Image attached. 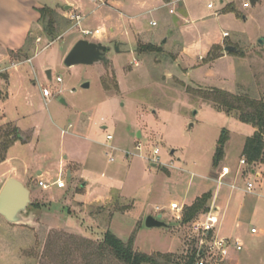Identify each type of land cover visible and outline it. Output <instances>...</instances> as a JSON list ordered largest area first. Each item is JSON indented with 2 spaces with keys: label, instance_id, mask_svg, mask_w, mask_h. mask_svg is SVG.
I'll list each match as a JSON object with an SVG mask.
<instances>
[{
  "label": "rangeland",
  "instance_id": "374dc122",
  "mask_svg": "<svg viewBox=\"0 0 264 264\" xmlns=\"http://www.w3.org/2000/svg\"><path fill=\"white\" fill-rule=\"evenodd\" d=\"M54 1L46 0L48 4ZM120 2L119 10L125 16L161 6L138 21L141 34L135 39L137 53L139 44L145 43L138 39L142 33L159 34L156 38L162 42L175 29L179 41L163 47L160 53L137 56L123 54L126 47L113 42L106 64L68 68L64 65L62 48L73 36L80 34L91 42L99 37L104 43L108 40L105 33L96 36L90 18L86 21L90 22L88 27L93 34L85 36L82 29L73 27L75 14L65 13L70 24L60 21L63 25L56 42L49 46L53 42L43 30L35 31L31 36V56L49 47L32 64L19 68L24 73L23 79L1 86L4 93L12 95L5 113L20 116L24 128L29 125L35 128L25 131L27 142L18 140L10 147L9 155L15 159L0 166V176L14 169L12 175L27 183L33 193L26 214L33 216L30 222L9 224L0 216V264H53L60 249L65 251L69 264H82V254L72 241L100 242L109 230L124 241L136 232V250L144 254L172 253L176 261L184 262L198 249L195 220L203 213L184 224V211L178 218L177 213L165 210L161 212L162 220L168 227L148 228L144 215L153 211L147 204H168L171 200L179 204L186 192L191 199L199 188L212 191L213 198L215 180L225 173L224 165L229 173L220 180L227 186L220 188L217 202L223 219L219 228H223L224 238L241 242L242 250L230 249L222 264H264V164L241 165L246 139L255 128L181 86L184 81L195 88L224 89L264 101V0H257L254 5L251 0H182L183 7L180 3L164 6V1L159 0ZM245 3H249V8L244 7ZM208 4L214 8L209 9ZM226 4L232 5L234 11L222 10ZM101 5L107 6V2ZM170 9L175 14H170ZM81 14L85 17L88 13L83 10ZM152 19L159 23L157 27L149 25ZM168 21L174 22L171 30L167 28ZM184 27L191 30L187 44L199 41L201 45L187 54L186 76L182 75L183 66L173 62L184 44L185 39H180ZM165 31L166 35L160 39ZM225 32L229 38L222 45L221 58L208 61L209 44L221 40ZM229 45L235 48L234 52L225 51ZM46 70L52 71L53 81L48 79ZM57 77L63 82L57 83ZM101 78L106 80L108 92ZM85 83L88 88H83ZM44 87L51 91L49 99L42 96ZM103 124L107 129L102 128ZM107 135L112 140H107ZM223 136L227 139L224 156L214 166ZM74 152L82 160L84 171L98 174L94 194L87 196L84 182H77L76 175L68 178L65 173L71 169L65 156ZM152 162L160 166L152 167ZM171 162L182 167L184 173L172 169V179H168L169 173L162 165ZM60 163H63L60 176L67 182L66 187L43 189L40 181L51 184L60 177ZM40 170L43 175H39ZM112 179L117 181L113 186L122 187L123 193L132 199L124 198L117 190L104 193V185H111ZM248 182L253 184L250 192ZM98 195L110 199L86 204ZM212 202L211 199L210 206ZM240 206H244L242 213L238 210ZM204 260L209 263L208 255Z\"/></svg>",
  "mask_w": 264,
  "mask_h": 264
},
{
  "label": "crops",
  "instance_id": "0c3cea01",
  "mask_svg": "<svg viewBox=\"0 0 264 264\" xmlns=\"http://www.w3.org/2000/svg\"><path fill=\"white\" fill-rule=\"evenodd\" d=\"M100 1H102L104 3L107 2V6H104V5L102 6L101 5L102 2H100ZM162 1L163 0H159V2H162ZM180 1H182V0H171L169 3L164 2V6H166L168 4L169 5L170 4H178V3H180ZM251 2H252V0H251ZM256 2H257V0H253L252 4L254 5ZM180 6L183 7L184 6L183 3L182 4L180 3ZM227 6H228V4H226L224 7H222V10L226 11L225 8ZM43 7H49V8L56 10V12L62 18L61 22L66 23V21H64V19L67 20L68 17L66 15L69 13L75 14L76 16H79L81 18L80 24H75L76 22L73 21L74 22L73 27L78 28V29H82V31L83 30H88V31L90 30L91 31V29L88 27L90 22L86 21L87 18H90L91 20H93L92 23L94 22L93 24L95 26V31H99L98 34L95 33L96 36L99 37L102 35V33H105V37L108 40L107 43H104L102 40L103 38L99 37L98 40H94L93 42H96V43L100 42L107 47H109V45H112L113 42L114 43L119 42L120 44H122L123 47L124 46L126 47L123 54H130V55L134 54L135 56L138 55V53L136 52V45L137 44H135L136 43L135 42L136 35L141 34V30H139L140 29L139 28L140 23H138V21L140 20V18L143 15L161 8V6H154V8L148 10L147 12H142L139 14H135L133 16H131V15L125 16L123 14V12L119 10V8L122 7L120 0L119 1L118 0H98V1H93V0H83V1L82 0H55L54 2H52L50 4H48V2H46V0H0V112L2 113V115L0 116V127L5 126L7 124H12V125L16 126L17 128H19V130L24 135H25L26 130H34L35 127L32 125H29V126H26V128H24L23 126L20 125L21 124L20 116H10L9 113H5L7 102L9 100H11L12 95L9 92L4 93L1 90L2 89L1 86H4V85L10 86L11 81H13L14 79H15V81H19V80L23 79L24 73H22V71H20L19 68L24 66L25 64H28V63L32 64L34 58L40 52H42L43 50H45L49 46H52L56 42V41L55 42L51 41L53 43H51L45 49L39 51L35 56H33V57L31 56L29 59H24L22 62H17L16 60H13L9 55V51H18V50L24 48L26 45L27 39L29 37H31L35 31H37L39 33L42 32V30H43L42 25L39 22L41 15H40L38 10L43 8ZM62 9H64V13L62 12ZM83 10L87 11V13H88L87 16H85V17L82 16V14H81L83 12ZM170 11H173V14H175L173 9H170ZM65 13H67V14H65ZM170 14H172V13L170 12ZM126 17H128V18H126ZM61 22H60V27L63 25V24H61ZM151 22H156V20L155 19L150 20L148 22L149 25H151L150 24ZM166 23H167L166 25H167L168 30H171V27L173 26L174 22L168 21ZM158 25H159V23H157V26ZM157 26H152V27H157ZM62 31L63 32H61V33H64V30H62ZM71 31H69V33ZM166 32L167 31H165L164 34H162L160 36V39L166 35ZM189 32H191V30H188V28H186V27H184L183 30H180V39H185V40H184V44L182 46H180L178 54L175 56L174 61H173L176 66H179V65L183 66V67H181L183 70V74H182L183 76L188 75V72H189V68L187 67V64H188L187 63V60H188L187 54L193 48L194 49H197V48L200 49L201 48L199 41L194 42V43L191 42L189 45L187 44V43H189L187 41V35H189ZM224 34H223V38L221 40H218L216 42H212L211 44H209V48H208L209 52L214 45H219L222 47L223 43L225 41H227V39L229 38V35L227 37H225ZM158 35L159 34H153L152 33V35H148V34L142 33L141 37L138 39L141 41L142 40L145 41V43H143V44L151 43L154 45H160L162 47V51H164L163 47H166L170 43L175 42L177 40L179 41V38L176 37L175 29L170 33V35L168 37L164 38V40L166 42H164V40L162 42L160 40H158V38H156V36H158ZM80 39H83V37L79 34L77 36H73L71 40H69L68 42L65 43L64 47L62 48V49H65V51L63 52V59H65V57L70 52V50L73 48L75 43L77 41H79ZM229 46L232 47V45H229ZM109 48H111V47H109ZM115 48L118 49V51H117L118 53H121L120 49L118 47H115ZM208 49L206 48V52ZM106 56H107V54H106ZM200 59L203 60L202 55L200 56ZM104 64H106V63H104ZM32 69L34 71V67H32ZM46 69H48V67H46ZM47 71H49V70H46V74H47ZM34 73H36V72H34ZM51 73H52V71H51ZM182 82H184V81H182ZM190 86H192V85H190ZM42 96L44 99H46L44 97L43 93H42ZM102 128L107 129V126L105 124H103ZM255 131H256V129L254 130V133H255ZM140 135H141V133H140ZM16 144H17V141L14 142V144L11 146V148ZM11 148H9L7 155H6V158L3 162L0 163V166L6 164L7 162L13 161L15 159L14 156L9 155ZM76 157L77 156H76L75 152L72 153V155H70V156L69 155L65 156V159H67L69 161V162L67 161V165L71 164V167H70L71 169L65 170V173H67L68 178H73L74 175H76L77 182H79L81 180H82V182H84L83 185H85V194L87 196L91 195L92 193L94 194L95 193V187L98 184L96 181V176L98 174H96V172L84 171L85 169L83 170L84 167H83L82 160H80L79 158H76ZM150 165L152 167H159L160 166V165L158 166L157 164H155L153 162ZM162 166H165L167 173H169V174H167L168 179H172V175H173V172L171 171L172 169L177 170V172H179L181 174L184 173V169L180 166H177V164H174V162L173 163L171 162V164H169V165L164 163V165H162ZM224 169L229 170V168L225 165H224ZM13 170H8L5 174H2L0 176V182H1L0 191L2 190L4 184L6 183V181L8 179H10V178L18 179L17 177L12 175ZM61 172L63 173V163H62V165L60 163L59 176L61 175ZM38 173H39V175H43L44 172H43V170H40ZM228 173H229V171H228ZM252 173L256 174L254 171ZM259 176H260V174L257 175V177H259ZM219 177H220L219 180H215V182L217 184V188H216L215 192H213L214 193L213 198H212L213 202H212V205L210 207L218 208L220 213H221V207L217 204V202H218V198L220 197V194H221L220 188L227 186V185H225V181H222L223 184H220V180H222V178L225 177V175H223V173H221ZM19 181H21L22 183H24L25 185H27L29 187V185L27 183L23 182L22 180H19ZM110 182L112 183L111 185H109L110 183H108V185H104L105 186L103 188L104 193L107 192L110 194L112 190H117V191L121 192V195H123L124 198L132 199V197L129 198V197H127L126 194L123 193L122 187L119 188V187L113 186V184H115L117 182L116 180L112 179V180H110ZM66 184H67V182H66ZM30 191H31V189H30ZM208 192L212 193V191H204V190H201V188H199L198 190H196L195 194L193 195V197L191 199H190V194L188 192H186L184 194V196L182 197L181 201L179 202V206L181 208H183V211H184L185 208L191 206L198 198H200L202 195H204L205 193H208ZM32 195H33V193L31 191V196ZM109 199H110V196H109V198L105 197L103 199L101 197V195H98L92 201H90L89 203L87 202L86 204L92 203L94 205V203L98 204L99 202H106ZM161 199H162V194L160 195L159 200H161ZM172 203H177V202H176V200H171L168 204H166V203L165 204H161V203L149 204L148 203L147 207H148V209H151L153 211V213H151V211L147 212L144 215V219L146 220V218L148 216L158 217L159 215H161L162 217H164V215L161 214V212H164L165 210L173 212L171 210V204ZM238 210L242 213L244 211V206H240V208L238 207ZM154 212H156V214H157L156 216L154 215ZM253 213H254V211H253ZM221 218H222V216H221ZM221 220L223 221V219H221ZM222 231H223L222 227L219 228L217 231V233L220 237H223V236H221Z\"/></svg>",
  "mask_w": 264,
  "mask_h": 264
},
{
  "label": "trees",
  "instance_id": "16d2710c",
  "mask_svg": "<svg viewBox=\"0 0 264 264\" xmlns=\"http://www.w3.org/2000/svg\"><path fill=\"white\" fill-rule=\"evenodd\" d=\"M169 3L171 0H163ZM225 10L234 11L232 5H228ZM41 17L39 22L42 25L43 32L50 41H55L60 35V21L61 17L56 10L43 7L38 10ZM70 24V21H67ZM32 38L27 39L24 48L18 51H9V55L13 60L29 59L31 57L30 49L32 45ZM222 47L214 45L209 54L208 61L220 58ZM162 47L151 43H140L138 46V53H160ZM105 91H109L107 82L101 78ZM117 84V83H116ZM118 87V85H116ZM186 90L192 94L200 95L204 100L210 101L222 107L226 113L235 114L237 118L246 124L253 126L255 133L246 139L242 156L245 158L248 166L260 163L264 164V101L252 99L251 97L238 95L224 89L213 88L210 90L195 88L190 85H185L181 82ZM21 140L27 142L26 137L16 126L7 124L0 127V163L6 158L7 150L14 144V142ZM227 141L226 136L220 140V147L216 151L214 166H218L223 159V147ZM212 199V193L208 192L198 198L191 206L185 208L183 215V223L187 224L194 220L199 214L205 213L210 209L209 201ZM136 232H133L127 241L112 233L110 230L106 231L104 238L100 242H95L92 239H75L73 242L77 251L81 252L82 264H196L198 258L197 252L193 253L184 262L176 261L175 255L172 253H152L144 254L135 249ZM68 248L69 245L67 244ZM67 248V247H66ZM65 251L60 249L56 255L53 264H69L65 259Z\"/></svg>",
  "mask_w": 264,
  "mask_h": 264
},
{
  "label": "water",
  "instance_id": "95a60500",
  "mask_svg": "<svg viewBox=\"0 0 264 264\" xmlns=\"http://www.w3.org/2000/svg\"><path fill=\"white\" fill-rule=\"evenodd\" d=\"M253 3V0H252ZM164 42H166L164 40ZM263 43V40L260 41ZM111 48L98 42H91L87 39H80L75 43L73 48L64 59V65L68 68L74 66H93L100 63H106L107 52ZM118 51V49H116ZM226 52H234L235 48L227 46ZM47 77L51 81V71H47ZM89 84L85 83L83 88H88ZM64 103L65 101L62 100ZM140 136V133L138 134ZM220 147V145H219ZM32 204L31 191L21 181L15 178H10L4 184L0 191V216H2L9 224L28 223L33 219V216L28 213V207ZM148 228H167L168 225L162 220V216L158 217L148 216L145 221Z\"/></svg>",
  "mask_w": 264,
  "mask_h": 264
},
{
  "label": "built area",
  "instance_id": "2783aa9c",
  "mask_svg": "<svg viewBox=\"0 0 264 264\" xmlns=\"http://www.w3.org/2000/svg\"><path fill=\"white\" fill-rule=\"evenodd\" d=\"M249 3H245L244 7L249 8ZM209 9H213L214 5L209 4ZM173 13V11H170ZM72 20L80 23L81 18L79 16H72ZM152 26H157L156 22L150 23ZM82 33L85 36H88L90 34H93L92 31L83 30ZM96 34L99 33V31H95ZM225 37L228 36V33L224 34ZM137 65V63H136ZM53 81V77L51 79ZM57 83H62L63 80L61 77L56 78ZM62 91H60L61 93ZM42 93L46 99H49L51 96V91L48 88H43ZM107 140H112L111 135H107ZM158 150L155 151L156 154H158ZM113 161V160H112ZM241 165H247V162L245 159H242ZM225 173L223 175L228 174V170L224 169ZM62 175V172H61ZM220 184H223L222 181H220ZM39 185L47 190L51 186L56 187L57 189H64L66 187L65 180L60 176L55 182L51 184L44 183L42 181L39 182ZM253 189V184L251 182L247 183V191L250 192ZM171 210L175 213H177L178 218H180V214L183 212V208L179 206L178 203H172L171 204ZM221 215L218 208L210 207L209 211L202 214V216L199 219H194L195 222V231L199 233V239H198V249H197V255L198 258L196 260V264H222V260L225 259L230 249H234L236 251L242 250V244L238 240L231 241L229 239L220 237L217 233V229L219 228L221 224ZM252 232L255 233L256 229L253 228ZM209 257V263L204 260V257Z\"/></svg>",
  "mask_w": 264,
  "mask_h": 264
}]
</instances>
